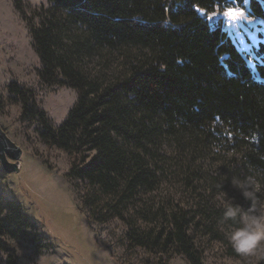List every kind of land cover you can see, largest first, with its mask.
<instances>
[{"label": "trees", "instance_id": "trees-1", "mask_svg": "<svg viewBox=\"0 0 264 264\" xmlns=\"http://www.w3.org/2000/svg\"><path fill=\"white\" fill-rule=\"evenodd\" d=\"M234 2L264 18V0H47L30 14L15 0L41 82L72 88L77 100L55 126L33 88L13 80L7 91L41 140L70 155L66 176L78 181L92 230L117 219L128 247L205 264L195 233L224 241L226 197L251 208L231 178L264 187V41L243 51L211 16ZM176 181L179 201L163 185ZM10 240L36 255L54 248L0 182V264H18Z\"/></svg>", "mask_w": 264, "mask_h": 264}, {"label": "rangeland", "instance_id": "rangeland-1", "mask_svg": "<svg viewBox=\"0 0 264 264\" xmlns=\"http://www.w3.org/2000/svg\"><path fill=\"white\" fill-rule=\"evenodd\" d=\"M23 3L29 14L41 5H48L47 0H23ZM227 9L218 7L217 10L223 13ZM241 12L243 16L235 20L228 19L224 13L211 16L221 17L237 46L252 53L253 46L264 41V18H252L242 9ZM40 68V58L32 45L30 30L16 10L15 0H0V123L11 139L24 149L21 171L3 172L1 189L20 201L26 214L34 221L36 230L54 243L52 250L36 255L26 240H10L17 254V263L158 264L163 259L166 264H190L185 256L176 253L168 259L165 254L160 257L161 254L149 250L128 247L126 227L120 220L103 224L93 221V230L89 227L78 209L81 192L76 186L78 181L66 176L70 155L55 146H47L41 140L36 125L21 118V104L14 101L7 91V84L13 80L33 88L38 104L47 112L51 122L59 125L75 104L77 92L67 86L43 84L38 75ZM175 183L165 182L163 185L167 188L172 186L174 200L179 201L184 196L176 190L181 189L182 182ZM162 192L165 194L166 190ZM262 195L264 192L259 194ZM229 229H220L222 234L219 237H224V241L210 239L214 236L202 231L195 233L204 263L257 264L260 251L241 254L242 258L228 253V248L232 247L226 239Z\"/></svg>", "mask_w": 264, "mask_h": 264}, {"label": "clouds", "instance_id": "clouds-1", "mask_svg": "<svg viewBox=\"0 0 264 264\" xmlns=\"http://www.w3.org/2000/svg\"><path fill=\"white\" fill-rule=\"evenodd\" d=\"M231 183L242 192L246 199L252 201V206L245 211L233 202L227 203L229 199L226 197L220 223L233 221V225L226 233V239L237 253L243 255L264 250V198H262L264 195H257L264 192V187L254 176L237 177L233 175Z\"/></svg>", "mask_w": 264, "mask_h": 264}, {"label": "water", "instance_id": "water-1", "mask_svg": "<svg viewBox=\"0 0 264 264\" xmlns=\"http://www.w3.org/2000/svg\"><path fill=\"white\" fill-rule=\"evenodd\" d=\"M23 155L24 149L11 139L0 123V165L3 172L19 173Z\"/></svg>", "mask_w": 264, "mask_h": 264}, {"label": "snow or ice", "instance_id": "snow-or-ice-1", "mask_svg": "<svg viewBox=\"0 0 264 264\" xmlns=\"http://www.w3.org/2000/svg\"><path fill=\"white\" fill-rule=\"evenodd\" d=\"M224 16L228 19L235 20L236 18L243 16V12L236 7H230L224 12Z\"/></svg>", "mask_w": 264, "mask_h": 264}, {"label": "built area", "instance_id": "built-area-1", "mask_svg": "<svg viewBox=\"0 0 264 264\" xmlns=\"http://www.w3.org/2000/svg\"><path fill=\"white\" fill-rule=\"evenodd\" d=\"M235 4H234V7H236L238 10H240L241 11V7H240V5L237 3V2H234ZM223 7H225V6H223ZM222 7V8H223ZM218 8V7H217ZM224 13V12H223ZM222 12H220V11H218V10H216L215 12H213V13H211V15H221V14H223Z\"/></svg>", "mask_w": 264, "mask_h": 264}]
</instances>
